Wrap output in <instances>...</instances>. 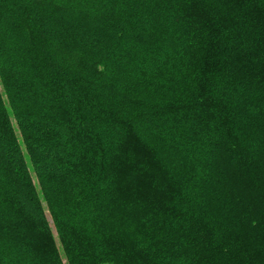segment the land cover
Returning <instances> with one entry per match:
<instances>
[{
	"label": "trees",
	"instance_id": "1",
	"mask_svg": "<svg viewBox=\"0 0 264 264\" xmlns=\"http://www.w3.org/2000/svg\"><path fill=\"white\" fill-rule=\"evenodd\" d=\"M0 264H264V0H0Z\"/></svg>",
	"mask_w": 264,
	"mask_h": 264
}]
</instances>
